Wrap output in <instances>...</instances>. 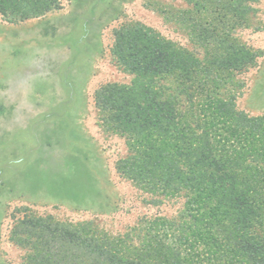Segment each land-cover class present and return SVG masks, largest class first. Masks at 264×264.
<instances>
[{
	"label": "trees",
	"instance_id": "1",
	"mask_svg": "<svg viewBox=\"0 0 264 264\" xmlns=\"http://www.w3.org/2000/svg\"><path fill=\"white\" fill-rule=\"evenodd\" d=\"M210 1L189 0L197 11ZM215 1L230 12L218 26L190 17L211 46L205 62L149 26L124 24L112 52L133 79L95 92L101 126L126 139L120 176L146 192L185 197L178 214L144 217L113 235L94 219L25 212L12 231L27 249L23 264H264V115L239 110L222 92L257 63L259 52L234 31L250 26L258 0ZM56 2L0 0V13L24 20Z\"/></svg>",
	"mask_w": 264,
	"mask_h": 264
},
{
	"label": "rangeland",
	"instance_id": "2",
	"mask_svg": "<svg viewBox=\"0 0 264 264\" xmlns=\"http://www.w3.org/2000/svg\"><path fill=\"white\" fill-rule=\"evenodd\" d=\"M56 1L39 17L0 13V264H23L27 249L12 231L26 213L94 219L113 235L144 217L178 214L185 197L146 192L120 176L126 139L101 126L95 92L133 79L112 52L121 25L149 26L205 62L211 46L198 40L190 17L216 27L230 15L215 0L199 11L189 0ZM251 5L250 26L234 36L260 55L222 92L239 110L264 115V0Z\"/></svg>",
	"mask_w": 264,
	"mask_h": 264
}]
</instances>
